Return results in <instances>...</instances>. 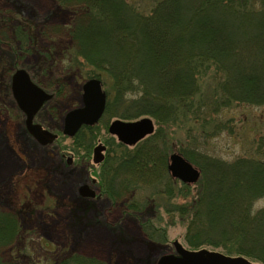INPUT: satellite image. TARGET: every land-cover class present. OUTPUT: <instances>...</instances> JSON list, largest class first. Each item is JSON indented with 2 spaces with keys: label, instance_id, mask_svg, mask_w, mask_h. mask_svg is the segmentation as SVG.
<instances>
[{
  "label": "rangeland",
  "instance_id": "obj_1",
  "mask_svg": "<svg viewBox=\"0 0 264 264\" xmlns=\"http://www.w3.org/2000/svg\"><path fill=\"white\" fill-rule=\"evenodd\" d=\"M151 2L142 0L148 8ZM69 12L60 10L55 0H0V219L16 220L19 230L9 242L0 244V264H55L70 254L109 264H153L174 250L177 240L190 250L205 248L243 256L250 264H264L262 258L236 254L234 243L213 247L200 245L195 233L187 236L188 213L179 210L193 198L199 180L187 187L175 179V193L169 194L162 192L167 176L133 187L130 177L121 172L114 182L115 190L108 189L104 180L107 170L113 175L124 153L157 130L169 158L192 145L188 131L198 128L194 122L186 119L181 125H162L150 115L124 119L109 116L105 107L93 129H82L74 137L64 133L66 114L82 106L83 83L93 78L91 66L82 58L79 67L72 69ZM22 19H30L37 26L38 50L31 51L19 38L16 22ZM53 47L54 62L46 55ZM43 55L47 57L42 60ZM18 68L50 96L32 120L56 134L49 144L40 143L31 134L26 112L14 97L11 82ZM103 87L107 106L109 91ZM203 90L208 94L209 90ZM220 114L222 120H229L230 127L198 144L199 150L229 162L241 156L264 159V105L235 104ZM143 117L152 118L154 131L135 145L124 144L109 132L114 119ZM98 146L105 147L98 150L103 157L94 162ZM84 184L101 193L90 204L80 197L79 188ZM179 188L184 190L179 192ZM263 207L264 197L255 202L254 210ZM218 232L209 236L221 237Z\"/></svg>",
  "mask_w": 264,
  "mask_h": 264
},
{
  "label": "trees",
  "instance_id": "obj_2",
  "mask_svg": "<svg viewBox=\"0 0 264 264\" xmlns=\"http://www.w3.org/2000/svg\"><path fill=\"white\" fill-rule=\"evenodd\" d=\"M55 1L71 13L72 69L82 58L92 77L102 79L109 91L106 114L198 125L188 131L192 145L179 149L202 171L195 195L179 210L188 213L187 236L195 233L200 245L213 247L228 241L236 254L264 260V207L254 210L264 197V159L241 156L229 162L198 148L230 127L221 119L224 109L264 105V0H152L149 8L142 0ZM16 25L19 38L38 50L34 22L22 19ZM55 48L44 53L53 62ZM161 141L156 130L124 153L119 172L110 175L108 169L104 177L110 192L122 172L133 187L167 176L162 192L175 193ZM16 223L0 219V244L18 235ZM217 231L221 237L209 236ZM55 264L109 263L70 254Z\"/></svg>",
  "mask_w": 264,
  "mask_h": 264
},
{
  "label": "water",
  "instance_id": "obj_3",
  "mask_svg": "<svg viewBox=\"0 0 264 264\" xmlns=\"http://www.w3.org/2000/svg\"><path fill=\"white\" fill-rule=\"evenodd\" d=\"M12 89L20 107L27 113L26 122L29 128L35 135H38V126L32 125V119L41 104L50 96L31 81L28 73L24 69H18L14 73ZM82 97V106L73 108L64 118L63 131L67 135H75L83 124L94 125L99 121L105 110L106 92L103 90L100 79L93 77L86 80L83 84ZM153 131L154 123L150 117L130 121L117 118L109 126V132L116 135L121 142L127 145H135ZM41 134L44 137L47 136L46 139H43V143L51 141L53 138V134L49 131H43ZM104 148V146H98L96 150V161L103 157L98 153V150ZM167 167L173 177L179 178L186 183L196 182L200 177V170L178 152H173L170 155ZM87 188L88 186H84L82 189L88 190ZM86 195H94V191ZM174 245L178 255H162L158 259L157 264H250L242 256H226L223 253L208 249L192 251L185 248L178 240L174 241Z\"/></svg>",
  "mask_w": 264,
  "mask_h": 264
},
{
  "label": "flooded vegetation",
  "instance_id": "obj_4",
  "mask_svg": "<svg viewBox=\"0 0 264 264\" xmlns=\"http://www.w3.org/2000/svg\"><path fill=\"white\" fill-rule=\"evenodd\" d=\"M36 126H38V127H37L38 135H34V134H33V131H32L29 127H27V128L31 131V134L34 136V138H36L40 143H42V142H43V139H44V138L46 139V136L44 137V135L41 134V132L43 133V130L40 128L41 124L37 123ZM72 159H73V158H72ZM72 161H73V160H72ZM91 181H92L93 183H95L94 179H92ZM83 187H84V186H83ZM83 187H80V188H79V193H80V197L84 198L83 200H86L87 204L92 203V200H94L93 198H95V197H96V198H97V197H100L101 193H98L96 189L94 190V191H96V192H95V195H92V196H88V195H86L87 193L91 192V189H92V188H87V189L89 190V191H88V190L82 189ZM89 187H90V186H89ZM98 190H100V189L98 188ZM15 218H16V216H15Z\"/></svg>",
  "mask_w": 264,
  "mask_h": 264
},
{
  "label": "bare ground",
  "instance_id": "obj_5",
  "mask_svg": "<svg viewBox=\"0 0 264 264\" xmlns=\"http://www.w3.org/2000/svg\"><path fill=\"white\" fill-rule=\"evenodd\" d=\"M12 220H9V222H11Z\"/></svg>",
  "mask_w": 264,
  "mask_h": 264
}]
</instances>
